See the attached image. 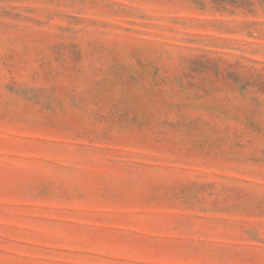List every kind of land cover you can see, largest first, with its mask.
Here are the masks:
<instances>
[{"label": "rangeland", "instance_id": "obj_1", "mask_svg": "<svg viewBox=\"0 0 264 264\" xmlns=\"http://www.w3.org/2000/svg\"><path fill=\"white\" fill-rule=\"evenodd\" d=\"M0 264H264V0H0Z\"/></svg>", "mask_w": 264, "mask_h": 264}]
</instances>
